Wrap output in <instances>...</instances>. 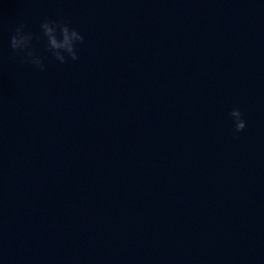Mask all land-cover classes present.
<instances>
[{"label": "clouds", "instance_id": "obj_1", "mask_svg": "<svg viewBox=\"0 0 264 264\" xmlns=\"http://www.w3.org/2000/svg\"><path fill=\"white\" fill-rule=\"evenodd\" d=\"M40 30V34L33 33L25 21H20L13 27L9 47L20 57L22 64H30L41 71L45 69L44 58L33 45L34 39L45 38L47 51L59 63L65 64L69 60L79 59L78 46L84 42L85 37L78 29L71 27L63 19L46 18L41 21ZM229 116L234 124V133H240L246 128L247 122L239 107H233Z\"/></svg>", "mask_w": 264, "mask_h": 264}]
</instances>
